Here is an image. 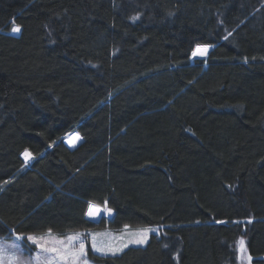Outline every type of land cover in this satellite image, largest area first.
Returning <instances> with one entry per match:
<instances>
[{
    "label": "trees",
    "instance_id": "obj_1",
    "mask_svg": "<svg viewBox=\"0 0 264 264\" xmlns=\"http://www.w3.org/2000/svg\"><path fill=\"white\" fill-rule=\"evenodd\" d=\"M145 225L87 258L264 264V0H0V237Z\"/></svg>",
    "mask_w": 264,
    "mask_h": 264
},
{
    "label": "rangeland",
    "instance_id": "obj_2",
    "mask_svg": "<svg viewBox=\"0 0 264 264\" xmlns=\"http://www.w3.org/2000/svg\"><path fill=\"white\" fill-rule=\"evenodd\" d=\"M13 33H17V32H13ZM197 46L192 50V53L190 55V59H194L197 57H205L207 55L209 49L211 48V45H207L208 48H207L206 54H204V55L197 54V55L193 56V52L195 51ZM200 46H204V45H200ZM76 135H77V133L75 135H73V138L77 137ZM23 154H24V152H23ZM93 206L98 207V205H95V204H93ZM98 208L100 209V213L97 212L95 215H92V216L88 215V212H89V208H88V210L86 211V216L88 218H92L93 220L95 219L98 221V219H99V217H101V215L109 216V214L110 213L112 214V212H113L112 209H111V212H108L107 209H110V208L106 205L99 206ZM143 228L155 229V231L152 233H159V227L155 226V225L123 226L119 230H113L109 227H99V228H95V229L71 231V232H68V233L63 234V235H58V234L51 231V237L49 239L50 240L65 239L70 235L80 234L81 239L83 240V242L86 245V249L89 246L90 249L96 253L114 255L112 252L107 251V249L109 247H111L113 249H121L120 251L115 253V254H118L123 249L126 248V247H124V245H127V247L128 246H137V245L143 246V245H145L147 243L149 237L144 244L130 243L131 240L136 238L135 234L138 232V230L143 229ZM48 232L49 231L40 232V233H29V234L35 235V236H46L48 234ZM152 233H150L149 236ZM29 234H26L25 236H27ZM16 235H18V233L13 234L10 238L0 237V241H6L7 247H8V253L17 256L20 259V261L23 262V264H45V261L43 259H41L40 261L33 259L37 255L48 256V257L52 258V264H72V262L70 260L69 261H61V260L57 259L55 257L54 253H50V252L41 253L39 249H37L34 245H30L27 241H26V246H23L21 241L16 240ZM93 237H95V243H96L95 248L93 247ZM238 242H237V261H238L237 264H248V261L241 257V253L238 250L239 249ZM13 243L19 244L20 250L13 248L12 247ZM78 246H79L78 243H76L75 247L78 248ZM47 247L51 248V247H60V246L49 243L47 245ZM98 249H104V251H99ZM245 250H246V253L248 254L246 247H245ZM84 259H86L87 264H98V263L91 262L87 258L86 255H85ZM80 264H83V260L80 262Z\"/></svg>",
    "mask_w": 264,
    "mask_h": 264
},
{
    "label": "snow or ice",
    "instance_id": "obj_3",
    "mask_svg": "<svg viewBox=\"0 0 264 264\" xmlns=\"http://www.w3.org/2000/svg\"><path fill=\"white\" fill-rule=\"evenodd\" d=\"M137 18L138 17H133L132 19H137ZM11 30L13 32H20L21 28L19 25H14ZM207 48H208L207 45L204 46L198 45L195 51L193 52V56L197 54L199 55L206 54ZM23 155L25 157V160H27L31 154L27 150H25ZM99 211L100 209L98 207L90 205L88 215L90 216L95 215ZM107 211L111 212V209H107ZM154 231L155 229H151V228L140 229L135 234L136 238L131 240L130 243L144 244L147 241L149 234ZM50 237H51V230H49L46 236H35L31 234L24 236L23 234H18L16 235V240L18 241L26 240L30 245H34L37 249H39L41 253H48V252L54 253L55 257L61 261L70 260L72 264H80V262L83 260V264H87L86 259H84L87 249L85 243L81 239L80 234H73L65 239H55V240H50L49 239ZM49 243L59 245L60 247L49 248L47 247ZM76 243H78L79 245L78 248L75 247ZM238 244H239L238 250L241 253V257L243 259H246L248 261V264H251L253 258L250 254L246 253L244 239L241 238ZM95 246H96L95 237H93V247L95 248ZM12 247L17 250H20L19 244L13 243ZM124 247H127V245H124ZM98 250L104 251V249H98ZM120 250L121 249H113L111 247L107 249L108 252H112L113 254H115ZM33 259L37 261L43 259L45 261V264H52V258L48 256L37 255ZM0 264H23V262L20 261V259L17 256L8 253V247L6 241H0Z\"/></svg>",
    "mask_w": 264,
    "mask_h": 264
},
{
    "label": "crops",
    "instance_id": "obj_4",
    "mask_svg": "<svg viewBox=\"0 0 264 264\" xmlns=\"http://www.w3.org/2000/svg\"><path fill=\"white\" fill-rule=\"evenodd\" d=\"M73 133H76V132H73ZM77 135H79V134H77ZM80 140H81V137L80 136H77V137H75L74 138V140H72L71 142H67V141H65V143H66V145L69 147V148H73V147H75L79 142H80ZM90 205H93V204H90ZM99 207V206H98ZM89 208V207H88ZM88 210V209H87ZM98 213H100V211L98 212ZM87 217V216H86ZM88 218V217H87ZM90 219H92V218H90Z\"/></svg>",
    "mask_w": 264,
    "mask_h": 264
},
{
    "label": "bare ground",
    "instance_id": "obj_5",
    "mask_svg": "<svg viewBox=\"0 0 264 264\" xmlns=\"http://www.w3.org/2000/svg\"><path fill=\"white\" fill-rule=\"evenodd\" d=\"M75 134L76 133H68V134H66L65 137H64V141L71 142L74 139L73 135H75ZM76 136H78V135H76Z\"/></svg>",
    "mask_w": 264,
    "mask_h": 264
}]
</instances>
